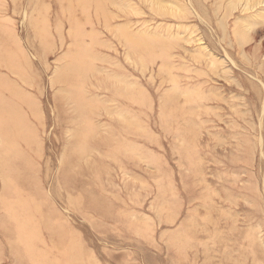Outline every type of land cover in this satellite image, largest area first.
I'll return each instance as SVG.
<instances>
[{"label":"rangeland","instance_id":"obj_1","mask_svg":"<svg viewBox=\"0 0 264 264\" xmlns=\"http://www.w3.org/2000/svg\"><path fill=\"white\" fill-rule=\"evenodd\" d=\"M0 58V264L264 257L256 196L202 214L254 186L264 0H0Z\"/></svg>","mask_w":264,"mask_h":264},{"label":"bare ground","instance_id":"obj_2","mask_svg":"<svg viewBox=\"0 0 264 264\" xmlns=\"http://www.w3.org/2000/svg\"><path fill=\"white\" fill-rule=\"evenodd\" d=\"M75 3V2H74ZM45 4V3H44ZM256 4L254 3L253 5H249V6H247L246 5V7L248 8V7H253V6H255ZM103 6H104V4H103ZM188 7V6H187ZM115 8V7H114ZM163 11V10H162ZM104 12V11H103ZM107 14V13H106ZM204 14V13H203ZM40 16V15H39ZM165 16V15H164ZM253 21V20H252ZM256 22H258V21H255V23ZM247 28H244V27H240V29L239 28H237V29H235V35L238 37L237 38V40L239 41V43L240 44H244V42L245 41H248L249 40V38H248V40H244V39H246L247 38V36H248V34H249V31H247L246 30ZM127 37V36H126ZM129 41H130V39H129ZM238 44V43H237ZM166 45V44H165ZM166 47V46H165ZM164 47V48H165ZM162 48V47H161ZM229 49V48H228ZM82 51V50H81ZM225 51V50H224ZM228 51V50H227ZM230 51V50H229ZM243 52H244V50H243ZM228 54V53H227ZM229 56V55H228ZM201 58V57H200ZM256 56H252L251 57V59H250V62H252L253 63V65L252 66H254V65H256ZM184 59V58H183ZM0 60H1V58H0ZM233 62H234V60H233ZM203 63V62H202ZM222 64V63H221ZM251 64V63H250ZM220 65V64H219ZM249 69V68H248ZM182 70V69H181ZM211 70V69H210ZM212 71V70H211ZM243 73V72H242ZM241 74V71H240V73H239V75ZM176 75V74H175ZM258 79L259 80H261L262 82H263V79H264V76L261 74V72H259L258 74ZM241 76V80L243 81V86H248V87H250V85L248 84V78H245V76L243 75V74H241L240 75ZM259 80H257V81H259ZM250 81V80H249ZM239 82V81H238ZM252 84V83H251ZM264 84V83H263ZM240 85V84H239ZM241 86V85H240ZM254 85H252V87H253ZM247 87V88H248ZM257 88L256 89H258L259 87H258V85L256 86ZM252 90V89H251ZM250 90V91H251ZM243 91L245 92V88H243ZM255 91V90H254ZM256 91H258V90H256ZM179 110V109H178ZM258 112V111H257ZM256 116H255V114H252L250 117H248L249 118V120H246V121H251V120H256V118H255ZM251 119V120H250ZM262 121V120H261ZM252 122H254V121H252ZM246 123H248V122H246ZM262 123H263V121H262ZM261 126H260V128H259V130L258 129H256L255 128V126L254 125H252V126H247V129L245 128V131L247 132V134H249V136L248 135H245L246 137H244V138H242L240 141H242V142H245V143H247V145H248V152L246 151V150H242V148H241V150L242 151H244L245 153H247V154H245V156L246 155H251V157H252V166H254L255 167V170H257V172L255 173V175L253 176V178L251 179L252 181H253V189L251 190V192H250V187H249V189L248 190H246L247 189V186L245 187V189H238V187L237 188H233V187H229V186H226L225 185V181H220V182H218L219 184H217L216 186H215V189H217V190H222L221 191V194H220V192L219 191H217L216 192V194L218 193L219 195H221V197L220 196H218V198H216L214 201H212L213 199H214V194H213V196H212V194H210L211 195V202H209V201H207V199H209V198H207V197H205V200H206V202L207 203H204L203 204V206L204 207H202L204 210H203V212H202V214H203V217L205 218V220L206 219H209L210 220V218L208 217V215H210L212 212H213V210L215 209V206H222L221 208H224L223 206H228L229 205V203H231V202H233L232 200H233V198H234V194L236 193V191H237V193L235 194V195H243V196H248V195H250V194H252L253 196H256L257 198H258V201H259V203H260V206L261 207H259V206H257V207H259L258 208V210H257V212L256 213H259V211H260V208H262V210H261V213L263 214L262 215V217H263V220H264V207H263V204H262V202L264 201V170H263V167H264V159L262 160V159H260L256 154H257V152L254 150V148H256L258 145L257 144H255V143H252V142H254V141H250V140H248V139H250L251 137V135L252 134H255L256 132H258L260 135H259V138H260V144L262 145V149L260 150L261 151V154H262V156L264 157V124L262 125V124H260ZM243 128V127H242ZM244 129V128H243ZM255 137V136H254ZM255 140V139H254ZM249 143H251L250 145H249ZM259 148H260V146H259ZM199 155V154H198ZM196 156V155H195ZM123 157V156H122ZM194 158H196V157H194ZM197 158H198V156H197ZM199 158H200V156H199ZM198 158V165H200V163L201 162H199V159ZM231 158H233L232 156H231ZM234 159V158H233ZM232 159V160H233ZM195 160V159H194ZM231 160V159H230ZM217 161H218V159H217ZM221 161V160H220ZM197 162V161H196ZM202 165V164H201ZM198 170V169H197ZM200 171H201V169H199ZM198 170V171H199ZM197 171V172H198ZM219 173H221L220 171H218ZM199 173V172H198ZM217 174V173H216ZM223 174H224V172H223ZM222 174V175H223ZM219 179V178H218ZM201 180H203V179H201ZM221 180V179H220ZM206 181V180H205ZM208 181V180H207ZM231 181V180H230ZM255 181V182H254ZM229 182V181H228ZM206 183V182H205ZM210 184H212L211 182H209ZM230 183H232V182H230ZM234 184V183H233ZM262 185V187L263 188H261L260 187V185ZM210 186V185H209ZM212 186V185H211ZM217 186H219V187H217ZM212 188V187H211ZM211 188H209V189H211ZM222 188V189H221ZM208 189V188H207ZM208 189V190H209ZM213 189V188H212ZM211 189V190H212ZM211 190H209V193L211 192ZM205 192H206V190H204ZM204 191H203V193H204ZM214 193V192H213ZM247 193H248V195H247ZM259 193H261V194H263V201H261L262 199H260L259 197H258V194ZM217 194V195H218ZM260 194V195H261ZM216 195V196H217ZM138 196V195H137ZM205 196V195H204ZM203 196V197H204ZM208 196H209V194H208ZM210 197V196H209ZM213 197V198H212ZM219 197H220V199H219ZM237 197V196H236ZM240 197V196H239ZM207 198V199H206ZM132 199V198H131ZM260 199V200H259ZM228 202V203H226V202ZM201 206V205H200ZM230 206H233V204L231 203L230 204ZM254 206H256V205H254ZM198 208V207H197ZM197 208H195V209H197ZM200 209H201V207H200ZM199 209V210H200ZM114 210V209H113ZM198 210H195V212H196V215H195V217H194V219L195 218H197V215L198 216H200L201 215V211L199 212V214H198V212H197ZM206 213V215H204ZM202 217V218H203ZM194 219H193V221H194ZM197 220H198V218H197ZM201 220V219H200ZM204 220V221H205ZM209 220H208V223H209ZM191 221V220H190ZM203 221V220H202ZM203 221V222H204ZM249 221H250V219L247 221V223H249ZM189 222V221H188ZM194 223V222H193ZM207 225V224H206ZM189 226V225H188ZM205 229H209V225H207V227L205 228ZM206 231H208V230H206ZM232 231V230H231ZM249 232H251V231H249ZM210 235V234H209ZM234 235H237V234H234ZM52 236V235H51ZM72 236V235H71ZM217 236V235H216ZM215 236V237H216ZM224 236H227V235H224ZM208 237V236H207ZM214 237V236H213ZM217 238V237H216ZM171 239V238H170ZM203 247V246H202ZM254 260V259H253ZM264 257H262L261 255H259V254H257V261H255V264H264ZM205 262V261H204ZM254 264V263H253Z\"/></svg>","mask_w":264,"mask_h":264}]
</instances>
